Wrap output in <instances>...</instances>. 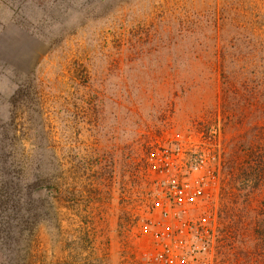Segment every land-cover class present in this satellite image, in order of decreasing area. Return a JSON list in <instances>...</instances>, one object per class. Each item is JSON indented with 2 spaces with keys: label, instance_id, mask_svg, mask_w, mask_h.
Instances as JSON below:
<instances>
[{
  "label": "rangeland",
  "instance_id": "1",
  "mask_svg": "<svg viewBox=\"0 0 264 264\" xmlns=\"http://www.w3.org/2000/svg\"><path fill=\"white\" fill-rule=\"evenodd\" d=\"M0 150L65 189L24 264H144L168 176L208 264H264V0H0Z\"/></svg>",
  "mask_w": 264,
  "mask_h": 264
},
{
  "label": "built area",
  "instance_id": "2",
  "mask_svg": "<svg viewBox=\"0 0 264 264\" xmlns=\"http://www.w3.org/2000/svg\"><path fill=\"white\" fill-rule=\"evenodd\" d=\"M159 183L152 203L158 217L149 219L144 228L145 234L146 227L153 231L144 264H208L212 220L186 216L201 194L200 185L192 186L178 176L165 177Z\"/></svg>",
  "mask_w": 264,
  "mask_h": 264
},
{
  "label": "trees",
  "instance_id": "3",
  "mask_svg": "<svg viewBox=\"0 0 264 264\" xmlns=\"http://www.w3.org/2000/svg\"><path fill=\"white\" fill-rule=\"evenodd\" d=\"M20 159L9 150H0V244L13 252L11 258L0 252V264H24L21 254L30 256L25 229L32 235L30 226L38 221V212L52 209L50 197L58 194L62 198L65 193L63 186L52 184L48 166L29 163L25 168Z\"/></svg>",
  "mask_w": 264,
  "mask_h": 264
}]
</instances>
